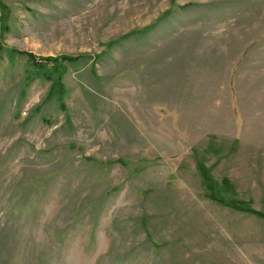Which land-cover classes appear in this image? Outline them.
I'll return each instance as SVG.
<instances>
[{
    "label": "rangeland",
    "instance_id": "obj_1",
    "mask_svg": "<svg viewBox=\"0 0 264 264\" xmlns=\"http://www.w3.org/2000/svg\"><path fill=\"white\" fill-rule=\"evenodd\" d=\"M0 49V264H264V0H0Z\"/></svg>",
    "mask_w": 264,
    "mask_h": 264
},
{
    "label": "trees",
    "instance_id": "obj_2",
    "mask_svg": "<svg viewBox=\"0 0 264 264\" xmlns=\"http://www.w3.org/2000/svg\"><path fill=\"white\" fill-rule=\"evenodd\" d=\"M3 53L2 54H7V56L10 59H13V57L18 56V57H24L27 63V67L30 68L28 71V75L34 76L39 75V76H45L47 78H50V76L54 75L56 78H60L61 71H63L64 66L63 63L66 62L67 60H70L71 57L62 55L61 57H55V56H46V57H40L41 60L43 61H37L36 56L32 54L31 52L27 51H18L13 48H3ZM1 49H0V56L1 54ZM44 77V78H45ZM260 215L264 216V214L260 213Z\"/></svg>",
    "mask_w": 264,
    "mask_h": 264
}]
</instances>
